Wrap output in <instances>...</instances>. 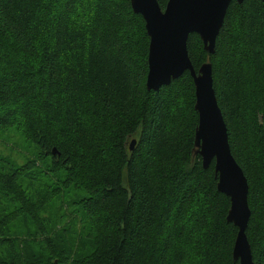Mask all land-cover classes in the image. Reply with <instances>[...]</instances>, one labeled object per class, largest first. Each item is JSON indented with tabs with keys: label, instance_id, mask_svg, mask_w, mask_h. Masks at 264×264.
<instances>
[{
	"label": "trees",
	"instance_id": "trees-1",
	"mask_svg": "<svg viewBox=\"0 0 264 264\" xmlns=\"http://www.w3.org/2000/svg\"><path fill=\"white\" fill-rule=\"evenodd\" d=\"M149 45L131 0H0V135L19 129L37 147L23 165L0 156V264H240L230 197L195 152L193 77L148 90ZM188 51L196 70L212 63L264 264V1L233 0L214 53L197 33ZM65 194L81 232L51 218ZM9 220L33 229L21 237Z\"/></svg>",
	"mask_w": 264,
	"mask_h": 264
},
{
	"label": "water",
	"instance_id": "water-1",
	"mask_svg": "<svg viewBox=\"0 0 264 264\" xmlns=\"http://www.w3.org/2000/svg\"><path fill=\"white\" fill-rule=\"evenodd\" d=\"M233 0H168L163 9L158 0H131L141 14L150 38L148 90H158L189 71L195 83V109L199 122L195 130V152L207 168L215 160L218 189L230 197L227 221L238 227L233 255L240 264H254L246 229L251 216L249 184L232 154L227 125L214 87L213 66L204 62L196 70L188 51L191 33L201 37L204 49L214 53L217 37ZM243 2V0H236ZM264 1V0H263ZM137 143L130 142L132 150ZM56 154V149L52 150Z\"/></svg>",
	"mask_w": 264,
	"mask_h": 264
},
{
	"label": "rangeland",
	"instance_id": "rangeland-1",
	"mask_svg": "<svg viewBox=\"0 0 264 264\" xmlns=\"http://www.w3.org/2000/svg\"><path fill=\"white\" fill-rule=\"evenodd\" d=\"M21 132L22 131L19 129L11 128L10 130L5 131L0 135V156H3L11 163H17L19 165H23L27 162V160H29V158H33L35 149H37L36 144L26 140ZM46 167L47 163L38 162V170L42 169L43 171ZM48 175L49 173L46 172L45 176H43L46 179V184L49 181ZM37 178V180H39V176H37ZM36 182L39 183V181ZM55 184L57 183L48 185L50 186V189H52ZM42 192H44V190ZM71 196L72 194H65L60 198L52 197L48 209L52 211V216H50L51 218H54L56 220L57 229H63L64 225L70 224L68 228L69 230L75 228L81 232V230L83 229V219H81V215L76 211L77 207L73 203L75 199ZM3 202L7 204V201L3 200ZM15 207V203L12 202L11 207L8 208V210H14ZM17 213L19 214V216L24 217V213L19 211ZM6 224L10 227V230L12 232L21 237L26 236L29 230L33 229L30 224L22 222L14 223L12 220H9Z\"/></svg>",
	"mask_w": 264,
	"mask_h": 264
},
{
	"label": "bare ground",
	"instance_id": "bare-ground-1",
	"mask_svg": "<svg viewBox=\"0 0 264 264\" xmlns=\"http://www.w3.org/2000/svg\"><path fill=\"white\" fill-rule=\"evenodd\" d=\"M223 193V192H222Z\"/></svg>",
	"mask_w": 264,
	"mask_h": 264
}]
</instances>
